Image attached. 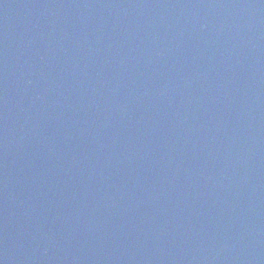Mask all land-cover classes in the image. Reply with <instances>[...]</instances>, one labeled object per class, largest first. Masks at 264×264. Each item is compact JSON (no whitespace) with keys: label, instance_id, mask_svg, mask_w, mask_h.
Returning a JSON list of instances; mask_svg holds the SVG:
<instances>
[{"label":"water","instance_id":"obj_1","mask_svg":"<svg viewBox=\"0 0 264 264\" xmlns=\"http://www.w3.org/2000/svg\"><path fill=\"white\" fill-rule=\"evenodd\" d=\"M0 264H264V0H0Z\"/></svg>","mask_w":264,"mask_h":264}]
</instances>
